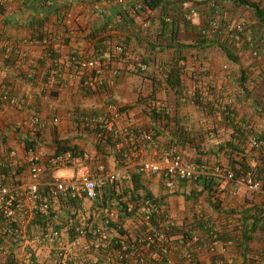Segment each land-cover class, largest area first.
Returning <instances> with one entry per match:
<instances>
[{"label":"crops","instance_id":"1","mask_svg":"<svg viewBox=\"0 0 264 264\" xmlns=\"http://www.w3.org/2000/svg\"><path fill=\"white\" fill-rule=\"evenodd\" d=\"M137 1L11 0L0 6V94L9 90L22 104L0 99V164L12 178L26 179L28 139L43 161L62 152L65 145L84 150L90 153L92 170L97 172L100 165L111 172L122 170L127 174L120 183L127 186H132L130 176L140 159L160 160L167 150L187 159L220 164L237 177L254 174L264 181V146L255 148L249 142L251 136L264 142V27L258 23L255 9L239 0H192L201 16L186 22L180 9L182 0H170L173 4L162 15L147 7L134 11L132 4ZM248 2L264 8V0ZM211 18L219 22L212 39L215 45L185 49L178 58L175 47L168 44L192 43ZM38 20L43 23L37 24ZM241 21L246 23L243 42L231 33L228 36L230 25ZM248 37L258 56L244 41ZM221 43L228 45L236 61L227 56ZM116 45H124L126 50L110 57ZM97 46L105 51L102 61L109 70L101 84L90 89L84 86L78 65L99 57ZM141 62L149 65L145 73L137 69ZM176 64L181 69L179 89L165 78L168 66ZM202 66L207 71L200 73ZM111 69L118 71L114 85ZM156 100L165 103L167 111L157 112L152 105ZM113 104L121 111L120 127L148 129L154 142L150 152L135 156L132 163L130 158L118 159L113 145L101 144L99 134L84 129L76 118L77 111L110 115ZM33 115L40 118L42 127L28 123ZM74 172L73 165L47 167L41 182ZM141 186L158 198L163 227L175 230L183 226L192 236L186 240L183 233H176L168 238L174 264L184 263L188 254L193 264H259L264 227L249 241L245 260L240 246L241 217L264 216V187L256 192L238 190L232 182L215 177L207 183L178 180L174 187H167L163 178L150 172L141 174ZM193 191L201 195L189 198ZM61 205L54 203L61 215L73 211L72 206L68 210ZM111 209L113 223H118L113 237L125 230L142 233L151 227L142 214L121 220L116 207ZM212 229L222 237L213 251L206 241ZM38 248L39 259L50 256L48 248ZM143 253L153 262L161 261L156 247H145ZM114 258L110 249L101 264H112Z\"/></svg>","mask_w":264,"mask_h":264},{"label":"built area","instance_id":"2","mask_svg":"<svg viewBox=\"0 0 264 264\" xmlns=\"http://www.w3.org/2000/svg\"><path fill=\"white\" fill-rule=\"evenodd\" d=\"M10 1L0 0V6L5 7ZM180 6L185 21L192 22L200 18L201 10L192 0H183ZM142 8L140 1L133 4L134 11ZM164 20L169 22L171 18L164 16ZM148 26L147 23L143 24L144 28ZM229 28L231 37L243 40L245 22L233 23ZM218 30L219 22L209 19L200 32L208 35ZM244 41L253 49V54L258 56L254 41L249 37ZM4 49L5 54L9 55L10 46L6 45ZM125 50L124 45H116L114 52L121 54ZM106 64L97 58L79 63V74L82 79L85 78V87L94 89L101 84V77L109 70ZM137 69L145 73L149 65L141 62ZM205 71L206 67L199 68L200 73ZM110 72L113 74L111 84L114 85L118 71L111 69ZM0 99L11 105H22L9 90L2 92ZM152 105L157 112L167 111L165 103L161 101H153ZM110 109V115L77 111L76 118L84 129L100 131L104 143L108 136L113 135L116 153L130 158V163L135 156H140L141 153L144 155L154 148V142L147 132L120 127L121 111L117 105H111ZM56 122L57 119L52 121L53 124ZM28 123L33 127L43 126L37 115L31 116ZM249 142L255 148L264 146V142L256 136H251ZM89 160L88 152L76 155L72 150H67L56 152L43 161L36 149L30 148L27 156L29 172L26 179L12 178L14 175L5 172V166L0 164V264H7L9 261L11 264H101L110 249L115 254L112 264H174L170 256L172 248L165 230L161 227L156 228L150 224L151 227L142 233L127 232L111 236L115 233L112 227L115 212L108 207L97 206L96 201L102 188L121 182L126 178V173L122 170L107 171L104 165H100L95 172L88 164ZM71 165L75 168L73 176L58 177L46 184L41 182V176L47 167L60 168ZM145 172L163 178L167 187H174L178 180L196 181L203 177H215L220 181L232 182L238 190L245 188L249 192H256L263 188L262 181L252 174L237 177L232 170L220 164L187 159L173 150L165 151L160 160H149L145 157L140 159L134 166L133 173ZM72 200L79 203L77 207H73V211L62 212L61 215L54 208L56 202L62 204L63 201ZM136 205L147 222L159 212L157 204L151 198L131 203L128 209L131 210ZM69 231H76V235L70 238ZM41 246L50 251V256L46 259H39L38 247ZM209 246L213 251L215 244ZM145 247L158 248L161 261L158 259L153 262L146 257L143 253ZM258 259L259 264H264V253L260 254ZM182 264H193L192 255L188 254Z\"/></svg>","mask_w":264,"mask_h":264},{"label":"trees","instance_id":"3","mask_svg":"<svg viewBox=\"0 0 264 264\" xmlns=\"http://www.w3.org/2000/svg\"><path fill=\"white\" fill-rule=\"evenodd\" d=\"M183 1V0H182ZM181 1V2H182ZM138 2V1H137ZM140 2L142 3L143 7H147L149 9H158L162 14H165L166 12H168V7L170 5V3L173 4L174 1H170V0H140ZM180 2V3H181ZM240 3L245 4V5H249L251 7H253L255 9V15L257 18V21L259 24H261L264 27V8L259 7L258 5L254 4H249L248 0H239ZM134 4V3H133ZM132 4V7H133ZM187 22V21H186ZM43 23V20H38L37 24L41 25ZM175 29L177 28L176 26L174 27ZM173 34H175V32L173 31L171 36H173ZM230 35V32L228 33V36ZM214 33H210L208 35H203V34H199L198 37L192 41V43H173L170 42V44H168L169 47L174 48L175 47V51L178 52V58H181V54L183 53V51L185 49H190L193 50L195 47L198 48H207L208 46L211 45H215L214 40ZM220 46L222 47L223 51L227 54V56L230 57L231 60L236 61L237 57L234 56L232 50L228 47V45H226L225 43H221ZM160 49V47H159ZM96 52L99 54V57L97 56V59L102 62L103 60V56L101 54H105V51L102 50L100 48V46L96 47ZM115 54L114 50L112 51V49L110 50L109 56L113 57ZM120 57V56H119ZM168 72L165 76L166 81L168 82V84L172 87V88H176L179 89L181 86L179 85V77H180V73H181V69L179 67L178 64L176 65H169L168 66ZM138 130V129H137ZM136 130V131H137ZM148 129H146V132ZM99 134V140L101 144H108V145H114V136H108L106 139V142H103V139L101 137V133H99L100 131H95ZM150 134V133H148ZM26 144L28 145L27 147L30 146V148H33V142H31L30 140L26 139ZM67 150H72L74 152V154L76 155H83L86 151L78 149L76 147H72L70 145H65L64 148H62V150L60 151H67ZM118 159L123 158L124 156L122 154L117 153L116 154ZM5 172H7L6 168L4 170ZM143 174V173H142ZM254 177H256L254 174H252ZM257 178V177H256ZM212 179V177H203L199 180H196L195 182L198 181H203L205 183L209 182ZM259 179V178H257ZM130 180H131V184L132 186H127L125 183H116L115 185H107L104 188H102L99 192V198L96 201V205L102 208L108 207L109 209H111L112 207L115 208L119 211V218L122 220H126L129 219L131 217H133L134 215L138 218L141 217V212L138 208V205L134 206L131 210L128 209V206L131 203H135V202H139L145 198H151L153 199V201L157 204L158 206V214H155L150 223L155 226L156 228H163L167 234V237L169 238L171 235H174L176 233H183L185 236V239L188 240V238H192V236H190L189 233L184 232V227L180 226V228H176L171 229V228H166L163 227L162 224V217H161V206L159 204L158 198H156L155 196L152 195L151 192L145 190V189H141V174H136V173H132L130 176ZM260 181H262L261 179H259ZM185 181H189V180H185ZM263 183V187H264V181H262ZM205 188L207 189V186H205ZM201 195V192L199 191H193V193H191V195H189L188 197H195L197 198V196ZM79 205V203H76L75 200H72L70 202H64L62 203V207L65 209L70 210V206H75L77 207ZM143 218V217H142ZM242 219V223H241V230H242V235H241V241H240V246L244 249V254H243V258L246 260L247 258V253L249 251V241H251L254 236L256 235V231L260 228V227H264V216L263 215H255V214H246L245 216L241 217ZM41 219H39L40 221ZM112 227L113 230L116 232L117 228H118V223H112ZM119 231V230H118ZM214 231V232H212ZM209 232V234L206 237V241H207V245H213L215 244V242L219 239H221L222 237H219V234H216V230H213ZM121 232V231H120ZM122 234L127 233V231H122ZM212 233V235H211ZM218 233V232H217ZM76 235V231H69V237L73 238ZM108 251V248L106 250V252ZM213 263L217 260L216 256H214L213 258ZM7 264H11V262L9 261ZM222 264V263H221ZM224 264H227L226 262H224Z\"/></svg>","mask_w":264,"mask_h":264},{"label":"rangeland","instance_id":"4","mask_svg":"<svg viewBox=\"0 0 264 264\" xmlns=\"http://www.w3.org/2000/svg\"><path fill=\"white\" fill-rule=\"evenodd\" d=\"M212 19V18H211ZM90 154V153H89ZM117 154V153H116ZM123 155V154H122ZM127 174V173H126Z\"/></svg>","mask_w":264,"mask_h":264}]
</instances>
